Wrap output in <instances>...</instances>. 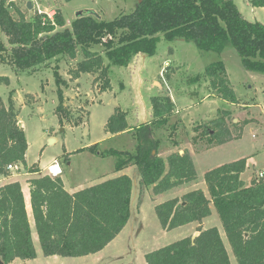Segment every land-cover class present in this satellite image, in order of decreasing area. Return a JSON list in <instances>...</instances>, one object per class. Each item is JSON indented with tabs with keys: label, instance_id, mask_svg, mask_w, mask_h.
<instances>
[{
	"label": "trees",
	"instance_id": "16d2710c",
	"mask_svg": "<svg viewBox=\"0 0 264 264\" xmlns=\"http://www.w3.org/2000/svg\"><path fill=\"white\" fill-rule=\"evenodd\" d=\"M247 1L252 7H264V0ZM63 25L58 13L53 19L39 13L26 20L13 2L0 0V30L10 45L8 49L0 41V63L31 68L57 55L75 58L79 47L83 60L75 75L97 69L107 74L105 58L113 65L127 66L138 53L153 55L161 34L168 41L193 42L202 51L221 52L230 46L246 70L264 74V24L245 19L232 0H140L131 12L112 20L84 11L70 28L56 30V26ZM95 45L101 46V52L92 49ZM54 77L57 85L64 83L56 70ZM200 77L207 78L210 91L220 99L230 104L239 102L222 61L210 63L194 79ZM109 86L107 78L103 90ZM151 107L153 118L135 129L128 125L127 111L116 107L106 121L105 131L116 134L130 128L138 142L133 152L109 149L100 153L123 157L116 170L135 165L140 183L151 186V192L157 195L195 180L197 173L188 150L175 151L164 158L158 153L161 141L155 134L156 124L170 127L171 143L179 145L177 139L171 138L176 128L175 123L169 125L174 112L171 99L154 96ZM17 114L12 102L8 106L0 102V176L8 175V165H21L28 173L40 172V168L26 165L27 142ZM56 115L61 122L67 119L62 104L56 108ZM252 121L235 123L229 110L218 109L214 119L193 127L197 132L193 140H199L207 149L222 145L238 139L244 125ZM97 146L98 143L86 149L96 153ZM245 167L246 158H241L206 171L203 177L209 197L201 189H193L156 204L154 210L161 228L171 230L201 223L210 214L212 203L237 264H264V177H255L245 185L240 179ZM27 184L31 217L46 256L97 253L129 220L133 179L126 174L71 193L59 175L40 174L29 178ZM196 230L198 234L193 239L189 235L146 252V264H231L217 227L198 226ZM35 256L20 182L0 185V262L10 264L15 259L30 260Z\"/></svg>",
	"mask_w": 264,
	"mask_h": 264
},
{
	"label": "rangeland",
	"instance_id": "374dc122",
	"mask_svg": "<svg viewBox=\"0 0 264 264\" xmlns=\"http://www.w3.org/2000/svg\"><path fill=\"white\" fill-rule=\"evenodd\" d=\"M8 1L19 8L26 20L40 12L50 14L52 19L56 13L60 14L64 25L56 26V30L70 28L79 11H94L102 19L112 20L122 13L131 12L139 2V0ZM28 1L31 2V8L26 7ZM232 1L245 19L264 24V7H252L247 0ZM10 12L16 18L13 9H10ZM159 38L153 55L138 53L127 66L113 65L105 58L107 74L97 69L92 72L80 71L75 75L74 72L78 70L79 63L83 60L79 47L75 58L64 54L57 55L50 61L31 68L18 69L0 63L2 78L0 102L4 106L12 102L18 112V124L22 127L27 142L25 153L27 167L42 168L56 159L62 169L60 177L64 180L68 192L122 173L133 179L129 220L101 252L79 257L44 255L28 204L36 256L30 260L15 259L10 264H146L144 259L146 252L193 235V227L196 224L192 222L171 230H163L155 214L156 204L173 197H181L182 193L193 189H201L209 197L204 173L241 158H246L247 162L240 175L245 185L255 177L261 178L260 172L264 175V74L246 70L238 53L230 46L221 52L202 51L190 41H168L161 34ZM0 41L10 48L7 37L1 30ZM92 49L101 52L100 45H95ZM215 61L224 63L239 102L230 104L218 97L207 99L192 107H183L181 102L180 108L174 105L169 125L175 123L176 128L171 138L178 140L177 146H173L169 138L170 127L164 124L155 126V134L161 141L159 155L164 158L172 152L188 150L197 173L195 180L155 195L151 192V186L140 183L135 165L129 164L123 170H116L122 156L116 154L101 156L100 152L109 149L133 152L138 142L132 136L130 128L116 134L105 131L106 121L116 107L127 111V122L135 129L142 122H146V119L153 118L152 111L149 110L152 108V97L171 95L180 100L183 94L193 93L196 82L202 84L197 94L203 92L205 88L209 91L206 77H200L198 80L194 78ZM54 70L64 83L56 84ZM107 78L110 86L103 90ZM196 97L197 101L201 99V96ZM59 104H62L67 115L63 122L59 121L56 115ZM216 107L229 110L230 117L235 123L241 124L246 119L253 121L244 125L238 139L208 150L199 140L194 142L193 137L197 132L193 127L214 119ZM178 108L179 112L176 111ZM76 120L79 121L78 124L74 123ZM50 138L54 141L49 142ZM96 143H98L96 153L86 149ZM15 166L8 171L18 172ZM19 173V176L15 175L8 180L16 179L23 182L25 178L38 177L41 171L30 174L21 166ZM210 210V214L203 218L202 226L217 227L231 264H237L212 203Z\"/></svg>",
	"mask_w": 264,
	"mask_h": 264
},
{
	"label": "crops",
	"instance_id": "0c3cea01",
	"mask_svg": "<svg viewBox=\"0 0 264 264\" xmlns=\"http://www.w3.org/2000/svg\"><path fill=\"white\" fill-rule=\"evenodd\" d=\"M264 9V8H263ZM176 41H178V42H181V41H185L184 39H177ZM144 57V56H143ZM196 84L197 85H195L194 86V90H193V93L192 94H188V95H186V94H183V96H181V99L179 100V99H176V97L174 98V97H172L171 95H169V97H170V99L172 100V102L174 103V105L175 106H178L179 108L181 107L180 105H179V102H181V104L183 105V107H185V106H189V107H192L194 104H198V103H201V102H203V101H206L207 99H210V98H217L218 99V97L216 96V94L214 93V92H211L210 91V89H209V91H208V89H203V92H201L200 94H197L198 93V89H200L201 88V85L202 84H199L198 82H196ZM195 96H197V97H199V96H201V99L200 100H196L195 99ZM196 97V98H197ZM178 100V101H177ZM179 108H178V110L176 109V111H178L179 112ZM217 108V107H216ZM219 108H217V109H215V111H217ZM150 111H152V108H150L149 109ZM214 111V112H215ZM150 113V112H149ZM214 114H216V112L214 113ZM151 115V114H150ZM147 121H149L148 119H146ZM145 120V121H146ZM128 125L129 126H131V124H129L128 123ZM218 146H222V145H218ZM218 146H215V147H212V148H216V147H218ZM211 148V149H212ZM263 149H264V147H263ZM208 150H210V149H208ZM179 153H180V151H179ZM190 153V152H189ZM191 155V154H190ZM53 161V160H52ZM52 161L50 162V163H48L47 165H45V166H43L42 168H40V171H41V174H44V173H46L47 172V168H48V166L52 163ZM58 162V161H57ZM246 165H247V162H246ZM20 167H21V165H19V166H15V169H17V171L18 172H16L15 173V171L13 170V172H9L8 171V175H6V176H0V185H3V184H6V183H8V182H12V181H19L20 182V184H21V187H22V192H23V195H24V198H25V201H26V206H27V212L29 211V209H28V201H29V189H28V184H27V182H26V180L29 178H25V181H23V182H21L20 180H16V179H12V180H8V178H13V177H15V175H17V176H19V170H20ZM123 170V169H122ZM30 174H36V173H30ZM123 174V173H122ZM61 175V174H60ZM59 175V176H60ZM241 177V176H240ZM62 178V177H61ZM63 180V179H62ZM63 183H64V188H65V182H64V180H63ZM183 185V184H182ZM182 185H179V186H182ZM179 186H177V187H179ZM174 188H176V187H174ZM66 189V188H65ZM173 189V188H172ZM67 190V189H66ZM208 190V189H207ZM74 190H72V191H70V193L71 192H73ZM182 194H184V193H182ZM181 194V195H182ZM178 197V196H177ZM198 226H200V227H202L203 228V226H202V221H201V223H197L196 222V224L194 225V227H193V232L195 233V232H197V230L195 229L196 227H198ZM193 233V234H194ZM102 251V250H101ZM101 251H99V252H101ZM98 252V253H99ZM227 253H228V251H227Z\"/></svg>",
	"mask_w": 264,
	"mask_h": 264
},
{
	"label": "built area",
	"instance_id": "2783aa9c",
	"mask_svg": "<svg viewBox=\"0 0 264 264\" xmlns=\"http://www.w3.org/2000/svg\"><path fill=\"white\" fill-rule=\"evenodd\" d=\"M40 13H42V12H40ZM47 16L50 19H52V17L50 16V14H47ZM13 167H14V165H8L7 166V169H13ZM46 173H48V174H50L52 176H58V175H60L62 173V169H61V167H60V165H59V163L57 162L56 159H53L52 163L48 166ZM259 176L261 178H263V176H264L263 175V172H260L259 173Z\"/></svg>",
	"mask_w": 264,
	"mask_h": 264
},
{
	"label": "water",
	"instance_id": "95a60500",
	"mask_svg": "<svg viewBox=\"0 0 264 264\" xmlns=\"http://www.w3.org/2000/svg\"><path fill=\"white\" fill-rule=\"evenodd\" d=\"M140 1V0H139ZM26 7L27 8H31V2L28 1L27 4H26ZM84 11H79L76 13V17L81 15ZM86 12H91L92 14H95V15H98L97 13H95L94 11H90V10H86ZM22 129V128H21ZM54 140L52 138L49 139V142H53ZM180 153H182V151H180ZM198 234V232H195L193 235H192V239ZM0 264H3L2 262H0Z\"/></svg>",
	"mask_w": 264,
	"mask_h": 264
}]
</instances>
